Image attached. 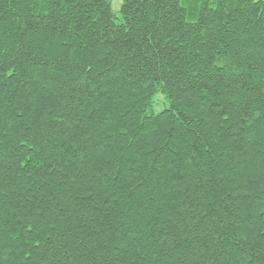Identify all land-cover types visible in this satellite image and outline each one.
Instances as JSON below:
<instances>
[{
	"label": "trees",
	"instance_id": "trees-1",
	"mask_svg": "<svg viewBox=\"0 0 264 264\" xmlns=\"http://www.w3.org/2000/svg\"><path fill=\"white\" fill-rule=\"evenodd\" d=\"M119 13L0 0V264H264V0Z\"/></svg>",
	"mask_w": 264,
	"mask_h": 264
},
{
	"label": "rangeland",
	"instance_id": "rangeland-1",
	"mask_svg": "<svg viewBox=\"0 0 264 264\" xmlns=\"http://www.w3.org/2000/svg\"><path fill=\"white\" fill-rule=\"evenodd\" d=\"M121 3H122V0H120L119 3L115 2V0H112V9L116 13L118 20L120 17L119 9H120ZM154 100H155L154 101L155 103H154L153 108H152V110L154 112H158V111L162 110L165 106H167V101H165L164 95L161 93H158L155 96Z\"/></svg>",
	"mask_w": 264,
	"mask_h": 264
},
{
	"label": "snow or ice",
	"instance_id": "snow-or-ice-1",
	"mask_svg": "<svg viewBox=\"0 0 264 264\" xmlns=\"http://www.w3.org/2000/svg\"><path fill=\"white\" fill-rule=\"evenodd\" d=\"M115 2L119 3V2H120V0H115Z\"/></svg>",
	"mask_w": 264,
	"mask_h": 264
}]
</instances>
